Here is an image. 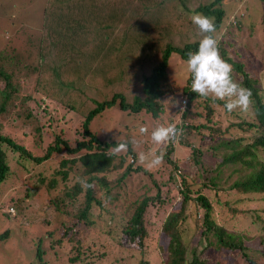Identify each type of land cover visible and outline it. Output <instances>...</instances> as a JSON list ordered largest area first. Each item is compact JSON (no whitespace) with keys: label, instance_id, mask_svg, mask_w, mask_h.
I'll return each instance as SVG.
<instances>
[{"label":"trees","instance_id":"trees-1","mask_svg":"<svg viewBox=\"0 0 264 264\" xmlns=\"http://www.w3.org/2000/svg\"><path fill=\"white\" fill-rule=\"evenodd\" d=\"M46 1L48 6L42 10V20L37 15L30 23L27 20L20 23L28 25L23 26L34 32L41 47L47 48L50 54L53 51L50 42L58 43L59 47L63 46L59 57L56 58L55 53L51 54L56 62H52L48 72L52 81H56L55 86L65 87V80H74L76 76L88 73L94 82V98L88 94V104L95 105L89 110L85 108L87 113L80 117L79 135L82 140H77L73 147H69L66 141L54 135L52 143L41 150V155L32 157L17 143L19 137L16 135L20 131L27 136V132L22 131L28 129L25 121L30 117V112L25 100L23 101L27 87H23L22 83L24 73L28 75L30 64L21 53L11 51L18 50L16 46L3 49L0 53V183L4 181L8 171L7 151L30 159L37 165L53 154L65 152L67 158L60 160L59 169L53 176L55 179L50 181L52 184L56 180L65 182L69 174L78 180L72 187L62 188L63 192L58 200L54 197L50 200L54 211L60 212V221L57 237L53 240L51 231L48 235L51 236V244L62 246L64 241L70 246L69 252L76 251L73 257L66 260L67 264L79 260L82 264H103L104 256L107 258L117 253L139 252L143 256L150 243L156 240L158 233H163L169 239L165 252L158 245L154 247L160 255L162 252L164 255V261L159 264H184L185 240L177 225L185 220L183 211L190 201L191 193H194L193 202L202 210L201 237L205 239V234L211 235L207 240L209 246L237 253L248 264H264V234L257 237V246L260 249L251 251L247 245L251 242L248 237L224 228L228 215L232 217L241 213L236 208H230L225 198L232 197L236 202L252 203L251 196L258 194L264 199V80L261 81L259 75L264 70V51L261 52L262 65L252 68L254 64L251 61L255 57L252 48L262 47L264 50V44L255 41V44L250 42V46L241 43L243 39L233 40L239 31L245 33L242 26L248 38L253 35L251 25H244V15L231 14L234 10L228 3L231 0H86L90 7H83L81 10V4H78L85 0ZM260 1L264 4V0H250V3L255 5ZM27 4L30 3L26 1L20 5L19 8L23 7L21 12L27 10ZM252 4L250 6L253 12ZM69 5L73 6L69 14L72 16L78 12V19L66 20L68 16L65 14ZM96 6L101 9V13L104 12L100 19V16L96 18ZM91 7L94 11L90 13ZM193 12L214 18L216 31L212 35L218 42L221 57L232 65L233 80L251 90V104L246 112L238 108L229 113L224 108L225 101L204 98L193 93L189 86L192 83L189 72L179 95L171 89L167 70L169 58L174 57L177 61L186 63L187 53L198 50L199 40L204 35L191 22L190 16ZM88 19L96 24L99 32L92 33ZM73 21L79 30L72 28ZM84 37L88 38L85 43L82 41ZM14 42L17 43L16 39ZM241 49L248 50L250 54L240 53ZM62 56H65L64 61L60 60ZM70 57L72 62L68 60ZM44 59L43 56L40 60ZM37 67L38 69L35 66L31 68V72H37L34 87L39 82L38 75L41 72L39 66ZM164 96H169V104L178 98L177 102L180 103V97L183 96L186 99L184 109L179 114V122L175 123L177 130L182 133L178 136L177 143L191 148L189 160L192 165L197 166V170L190 173L188 178L181 175L171 177L178 170L176 162L170 157L175 141L165 143L167 150L163 157L166 166L163 167V172H154L162 181L149 178L156 189L154 198L158 199L159 204L170 200L159 198V191L168 184H173V190L179 196L172 203L173 211L166 215L162 228L150 230L152 227L143 215L146 199L127 216L113 206L116 199L112 196L113 188L110 184H119L132 171H142L138 165L132 166L137 158L130 142L101 141L90 131L89 125L98 116L105 115V111L115 106V103L118 104V110L126 111L125 116L129 118H140L141 122L156 120L157 126L164 125V114L175 111L163 106ZM213 105L221 107L223 113L229 116L224 121V128H221L218 121L211 123L210 118L214 116L215 109ZM83 106L86 107L84 104ZM199 107L205 112V120L195 124L194 119L202 118L197 111ZM18 124L21 126L18 127ZM123 128L127 127L124 125ZM203 131L211 135L212 142L205 145V142L197 144L196 141L195 144L193 138ZM32 132L40 136L38 129L35 128ZM120 142H126L128 150L111 154L109 150ZM205 154L208 157L203 158ZM18 155H15L16 158ZM259 156L263 159H259ZM127 157L132 164L125 163ZM114 158L118 159V163L112 165ZM212 159L216 160L214 166L210 165ZM123 165L126 166L120 176L108 181L107 175ZM196 184L198 188L192 190ZM48 191L56 192V185L48 186ZM208 192H212L214 203L206 199ZM74 204L77 206L72 210L71 205ZM66 207L67 210H61ZM216 208L217 215L214 216ZM260 211L264 213V209ZM92 213H95V218ZM244 213L245 211L242 215ZM217 216L220 221L216 220ZM255 218L263 224L264 230V219L257 216ZM95 230L99 234L96 242L92 234ZM151 231L155 232V237L151 235ZM35 251V256L39 259L41 252L38 244ZM139 264L147 263L141 260Z\"/></svg>","mask_w":264,"mask_h":264},{"label":"rangeland","instance_id":"rangeland-1","mask_svg":"<svg viewBox=\"0 0 264 264\" xmlns=\"http://www.w3.org/2000/svg\"><path fill=\"white\" fill-rule=\"evenodd\" d=\"M26 1L30 4H27L26 11L23 10V12H21L20 9L23 7H19L22 3H26ZM34 1L0 0V53L3 49L8 47L15 48L16 46L18 50L15 49L11 51L21 53L25 57V61L30 64L28 68L29 72L27 71L28 75L24 73L22 83L23 87H27V93H25L23 101L25 100V105L30 112V117L25 121L28 125H26V128L28 127V129H23L22 131L24 132L25 130L27 136L22 135L20 131H17L16 135L19 137L17 143L23 146L32 157L41 155V150L46 145L52 143L54 135H58L60 139L66 141V144L69 147H73L77 140H82V137L79 135L81 132V127L79 125L81 120L80 117L85 115L87 111L95 105L88 104V94L92 95L94 98V87L92 88L94 82L91 81V76L88 75V73H83L80 77L76 76L74 80H71L70 78L68 81L65 80L63 82L65 87H56V81H52V77L48 72L50 71L49 67H51L52 62H56L54 58L59 57V52L63 49V46L59 47L57 46L58 43L55 44V42H50L51 48L53 49L51 54L55 53V57H53L48 52L47 48L41 47L34 32L25 28V26L28 25L22 22L20 23V21L25 22L26 20L30 23L37 15L40 18L42 16V10H44V7L48 6L46 5L48 3L46 0ZM51 1L57 2L58 0ZM252 2L255 3L254 1ZM228 3L234 8L231 14H243L244 25L247 26L249 23L253 30V35H250L248 38L246 30L242 26L241 28L245 33L239 31L238 34H236V38L233 40L236 41L243 39L241 43H246L250 46H252L250 42L255 44V41H260L264 44L263 2L260 1L253 5L250 3V0H231L230 2L228 1ZM80 4V10L83 7L85 9L90 7V3L86 0L78 5ZM250 4L254 6L253 12ZM67 8L69 9H67V13L65 14V16H68V18L66 17V20L78 19L80 16L78 15V12H75L72 16L69 14L73 10V6L70 7L69 5ZM97 8L98 11L96 18L100 16V19L104 12L101 13V9L99 7ZM93 11L94 9L91 7L90 13ZM88 21L92 26L89 27V29L93 31L92 33L99 32L97 27H95L96 24H93L91 19H88ZM75 23L76 22H74L72 28L79 30V27H76ZM77 23L80 24L79 22ZM221 31L222 28L220 29L219 34ZM15 39L17 43L14 42ZM87 39V37H84L82 41L85 43L87 42ZM252 49L253 55L255 56L253 57L254 59H251L254 64L252 68H256L259 64L262 65L261 52L264 50L262 47ZM240 53L247 55L250 54L248 50L244 49H241ZM43 56L45 59L40 60ZM64 59L65 56L60 58L61 61H64ZM70 59L71 57L68 60ZM177 60L178 59H175L174 57L169 58L168 62L170 63L167 70L170 87L177 95H179V91L184 85L188 70L185 62L182 63ZM70 61L72 62V60ZM70 61L68 63H71ZM32 66H35L37 69V66H39V69H41L40 76L38 75L39 82L35 87L37 72H31ZM259 75L260 80L263 81L264 70L261 71ZM70 84H72V86H69ZM28 96L30 99H27ZM181 98L182 97H180V99ZM168 100L169 96H164L163 106L178 112L172 111L170 114H167L166 112L163 118L164 126L167 122H170L169 124L178 123L179 114L181 113V108L178 106L181 103H178L176 100L169 104ZM83 104L86 107H84ZM213 107L215 109L214 116L210 118L211 123L213 121H218L221 128H224L226 125L224 121L229 118V116L223 113L221 107L217 105H213ZM15 110L17 112V109ZM197 111L201 113L202 118L194 119L193 122L195 124L203 123L205 120L203 119L205 112L201 107H199ZM139 119L129 118L125 116L122 111H119L117 106H113L106 110L105 115L98 116L92 120L89 129L95 137L101 141L106 140L116 142L124 140L130 142V147L136 153V155H134L137 158L133 164H130H132V166L138 165L141 167L142 171H132L124 176L119 184H110L114 189V191L112 189L111 192L112 196L116 199L113 206L114 208H118L123 215L127 216L131 214V210L141 204L142 200L146 199V206L143 209V215L152 227L150 230H158L162 228L166 215L173 211L172 203L175 202L179 195L173 190V184H168L167 186H163L161 191H159V198L161 199L164 197L169 198L170 200L159 204L157 203L158 199L154 198L156 189H154V185L151 183L150 179L154 180L155 178L162 181V179L155 175L154 172L156 174L159 170H162L163 172V167L166 166L164 157L163 163L160 166L148 169L146 163H140L138 154L143 152L148 155V159L150 160L154 154L162 153L164 156L167 148L164 146L165 143L156 144L151 140V132L153 128L157 126V121L150 120V122H148L147 120H144L141 122ZM130 120L133 121L130 123L128 122ZM120 122H122L121 127L119 125ZM207 124L208 123H206V125ZM124 125L127 127L126 129L123 128ZM20 126L21 124H18V127ZM141 126H146L148 128L146 134H141L139 132ZM35 128L39 131V137L32 132ZM236 132L238 134L240 133L238 131ZM210 136L211 135H209L208 132L203 131V133H200L193 138V142L195 143L197 141V144L205 142V145H207L208 142H212ZM212 137L215 138V135H212ZM133 141H135V143H133ZM190 151L191 148L180 146L177 142L173 144L170 157L176 162L178 170L175 171L171 177L173 175L187 177L190 173L197 170V166L192 165L189 160ZM15 155L17 156L18 154H11L10 151H7L6 159L8 171L5 175L4 181L0 183V264H67L66 260L73 257L76 251L69 252L70 246L64 241L62 246L51 244L49 241L51 236L50 234L48 235V232H53L54 240L58 234L57 231L60 221V212L58 213L54 211L50 200L53 199V197L58 200L60 194L63 192L61 189L72 187L78 178L75 179L69 174L65 182L56 180L54 184L51 183L50 180L55 179L53 176H55L56 170L59 169L60 160L62 158H67L63 151L59 154L51 155L48 160L43 161L38 165L34 164L30 159L19 157V155L18 158H16ZM205 157H208V155L205 154L203 158ZM258 158L261 160L263 159L261 156ZM111 163L112 165L117 164L118 159L114 158ZM125 163H128V157L126 158ZM215 164V159L210 160L211 166H214ZM125 166L126 165H123L119 169L113 170L109 173L107 175L108 181L114 180L115 177L120 176ZM50 185H56V192L48 191V186ZM197 188L198 184L194 185L191 189L193 190ZM205 197L208 201L214 203L212 192H208ZM250 200L253 202L241 203L236 202L237 200L232 197L225 198V201L230 208H236L241 213H236L235 215H232V217L228 215L226 222L223 223L226 230L248 237V240L251 242L247 245L250 247L251 251H253L260 249V247L257 246V237L264 234L262 227L263 224L255 218V216H257L264 219V213L260 211L261 209H264V199L261 195L255 194L251 196ZM193 201L194 193H191L190 201L183 211L185 220L177 225L178 231L183 234V239L185 240L183 263L248 264L237 253L217 250L214 246H209L207 244V240L211 238V235L210 233H207V235L205 234V239L201 237V231H203L201 219L202 210ZM15 203H17V205H15ZM66 205H68V203ZM76 206V204L71 205L72 210H75ZM106 206L107 205H105V207ZM61 210H67V207L62 208ZM243 211H245V213L242 215ZM216 215L217 208L216 211H214V216ZM92 217L95 218V213H92ZM216 220L220 221L219 216L216 217ZM62 224H64V222ZM62 230L63 228L60 232H62ZM97 233V230L92 233L95 242L97 241V238H99V234ZM151 235L155 237V232L151 231ZM252 237H255L254 239H256V241L251 239ZM168 241L169 239L166 235L158 233L156 240L150 243L148 246L149 249L147 248L143 256H140L139 252L117 253L110 257L108 256L107 258L104 256L105 262L103 264H139V261L141 260H144L147 264H159L164 261L163 252L167 249ZM36 244H38L39 251L41 252L39 259L35 256ZM156 245H158L161 251H163L161 255L156 248H154ZM71 264H82V261L79 260Z\"/></svg>","mask_w":264,"mask_h":264},{"label":"clouds","instance_id":"clouds-1","mask_svg":"<svg viewBox=\"0 0 264 264\" xmlns=\"http://www.w3.org/2000/svg\"><path fill=\"white\" fill-rule=\"evenodd\" d=\"M190 19L199 29V32L204 34L202 39L199 40L198 50L187 53L186 65L192 78V83H189L191 91L204 98L212 97L213 99L225 101L224 108L229 113L238 108L246 112L251 104V90L242 87L233 80L232 65L221 57L218 42L212 35L216 31L214 18L205 16L203 13L193 12ZM180 103L178 106L182 110L186 103L184 96L181 98ZM115 106H118V104L115 103ZM123 112L126 113V111ZM139 132L146 134L148 128L141 126ZM180 134L182 133L177 130L175 124L158 125L151 132V140L156 144L170 141L177 142ZM127 150L128 144L120 142L109 151L115 155ZM138 159L141 164L146 163L148 169H152L163 163V154H154L152 159L149 160L148 155L141 152L138 154ZM128 163H132V161L128 159ZM88 187H91V185H88Z\"/></svg>","mask_w":264,"mask_h":264}]
</instances>
